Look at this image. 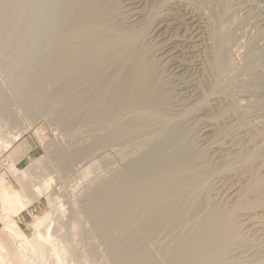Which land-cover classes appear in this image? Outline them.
Instances as JSON below:
<instances>
[{
    "label": "rangeland",
    "instance_id": "obj_1",
    "mask_svg": "<svg viewBox=\"0 0 264 264\" xmlns=\"http://www.w3.org/2000/svg\"><path fill=\"white\" fill-rule=\"evenodd\" d=\"M63 1L0 0V178L5 179L7 183L9 182L8 185L20 191L22 195L21 216L24 219L23 223H20L27 234L32 235L36 230L40 233L42 237L41 249L37 253L41 255L42 264H59L57 259L61 260V264H146L147 262L149 264H170V262L171 264H180L179 262L185 258L186 260L188 258L186 264H200L204 258L205 260L201 264H209L206 260L208 258L207 253L211 255L213 251L211 255L213 259L214 251H220L219 249L221 248L223 252L216 253L215 251L217 254L215 256L218 258L219 255V259L214 261L216 259L212 260L210 258L209 260L208 258L210 263L212 260L214 264L216 262L217 264H264V59L263 61L262 58L257 59L264 50V0H98L99 8H101V12H104H102L104 15L101 13V17L104 18H102L104 20H102L103 28L106 35L107 33L111 34L109 42L104 41V37L106 40L105 33H100L101 35L104 34V37L99 34V38H94L96 36L94 34L95 31L98 35L99 29H83L84 26L80 27L78 31L76 30V36L70 33L71 36L67 34L69 37L66 34H64L65 36L57 37L56 30H58V25L60 24L57 23L56 14L58 13V7ZM57 4L58 6H56ZM53 24L55 28L56 26L58 27L55 29ZM89 31H92V38L94 39H90L91 37L89 36L91 34L88 33ZM85 33L87 34L85 35ZM88 34L90 35L88 36ZM100 36L103 40L100 39ZM223 36L224 41L227 37H230V41L227 38V42L225 41L224 44V41L221 40ZM60 38L63 39L61 40ZM59 40L63 41L60 42L61 45L59 43L56 44V41L59 42ZM218 40H220L221 44L218 43ZM251 41L255 46L252 54L255 59L253 62L255 66L253 67L252 65L254 70L248 73L247 71L250 69L247 68L249 69L247 70L243 65L247 66L246 62L250 58L247 55L248 53H246V45L248 46ZM71 42H73L72 46ZM68 43L69 45H67ZM222 44L224 47H222ZM58 45L59 47H57ZM64 45L65 47L70 46L71 48L67 49L71 51H67V49L64 51ZM221 48H224L223 52L225 54L223 52L222 54L225 57H222L221 51H219L222 50ZM217 50L222 58L219 55L217 57ZM71 56H74V63L69 61ZM75 58H79V60L83 61V64L84 62L86 64L87 61L91 65L93 63L92 69L88 64H86L85 69H88V65L91 70H94L95 67L98 69L101 67L102 71L106 70L103 73L101 70L95 69V73H89L90 75L87 77H89V80L92 79L89 82L87 79L88 83L84 82L81 85L90 86L93 90L90 92H94V89L97 88L96 86H94L95 88L91 86V81L97 77L103 80L101 77L105 78L106 75L109 76V82H107L110 86H104V90L108 86L111 91L115 87L114 85L117 84L116 79L119 78L118 82L120 83L122 78L121 73L124 70L122 65L121 70L118 68L119 63L126 59V61H132L133 58V60L143 59V68L151 71H149V76L152 78V82L155 81L154 83L157 87L161 84H163L160 86L161 88L165 87V89L164 87L162 89V91L164 90V95L161 93V97L165 96V100L171 96L170 99L173 98L171 102L178 103L173 110L175 113L172 112V115H170V112L165 117H160L159 115H157L159 117H151L152 119L150 118V120H153L154 124L148 118V125L145 128L142 126L145 131L140 130L139 127L131 129V134L126 130L127 127L122 125L126 121L125 119L130 117V114H128L129 116H124V120H122L123 115L119 116L120 120L118 117L117 119L112 118V120L109 118L110 114L108 116L105 115V112L98 109V107H94L91 110L92 112H89L88 108H93V102L92 108H90V102L88 104L89 107L87 106L86 109L81 111L78 110L79 116L76 114V118L72 120V112H70L72 109L67 110L69 107L68 98L71 99L73 90L72 85V87H69L71 83L69 82V76L71 79V76H76L77 71L81 73L80 70L85 67V64L81 66L82 62ZM223 58H226V60L224 61ZM218 59L224 63V67ZM70 60L72 61V59ZM67 63L73 65L72 67L70 66L72 70L67 68L69 67ZM63 65L64 67H62ZM75 65L76 67L78 66V70H76V67L74 68ZM216 65L220 66V68ZM252 67L250 68L253 69ZM255 67H258V69ZM221 68H224V70ZM56 69L57 71H53ZM218 70H221V73ZM70 71L76 72L75 75L72 72L70 73ZM82 71L85 70L83 69ZM96 71L97 73L101 71L103 75L102 73L98 75ZM118 72H120L121 76ZM110 75H112V78ZM91 76L97 77H94V79ZM66 78H68V81ZM51 80L52 82H50ZM54 86L58 89H55ZM77 86H79V89L82 87L80 84ZM77 86H74V92L78 90V88L76 89ZM90 87H88L89 90L91 89ZM108 89L107 93L106 90L103 92L110 95ZM165 91L170 95H167ZM104 95H101L102 101L107 100L109 96ZM58 99L59 102L57 101ZM61 99H65L64 102L67 105ZM170 99L167 100L168 108L171 107ZM52 101L55 103H52ZM61 105L64 107H61ZM95 105L97 106V104ZM59 106L62 110H60ZM83 111L84 113L80 114ZM87 113L91 114L87 116ZM139 113L140 110L131 112V116ZM154 119H157V121ZM163 119L168 121L166 122ZM179 120L182 122H179ZM63 123L68 126H64L65 124ZM112 123L114 124L112 125ZM114 125H117L118 128ZM180 126L182 130L179 129L181 128ZM96 129L97 131H95ZM122 130H124L123 134L118 133ZM146 130H149V133ZM168 130L171 131V134ZM134 133L136 136H133ZM161 133H164V136ZM155 134L159 136L156 138ZM103 135L104 138H101ZM153 135L155 140L151 139ZM168 135L169 138L172 137V140L168 138ZM172 135L178 137L175 138ZM129 136L133 138L131 139ZM120 138L121 140H119ZM110 139L112 142L118 143H112L109 141ZM163 139L168 144H172L170 145L172 148ZM100 142L103 143L100 144ZM157 142L163 143L167 153L171 151L172 153H170L173 155L171 158L170 153L168 154L170 159L168 155L166 156V158L168 157L167 159H173L174 161H172L174 164H172L170 170L173 172L168 171V176L165 174V177L160 178L163 183L165 181L167 183L161 185V182L160 184L158 183L159 179L157 178L159 189L158 186H154L157 183H154L152 185L154 187L148 186L152 190L147 189L145 191L147 193L143 192L141 198L139 196L137 199H133V203L136 201V204H133L134 207H131L132 202H129L125 208L119 207L118 205L120 204H116L118 201H114L113 195L109 191H107L108 193L105 192L107 189L106 184L110 185L111 182L113 184V182L118 180L125 170L123 168L130 165L129 163L132 160L134 162L136 159L141 167L147 166L149 163H147V160L145 161L147 164L145 162L142 164L141 162L146 157L148 147ZM173 144L178 145L174 146ZM102 145L103 147L101 148ZM167 145L171 150L168 149ZM136 148L137 150H134ZM176 149L180 153L177 154ZM143 150H145V155H143ZM172 150L176 151L173 152ZM136 154L138 155L136 156ZM186 161L189 162L187 163ZM124 163H128L127 166ZM116 165L117 167H115ZM110 168L111 170H109ZM170 174H172V177ZM137 176L138 178L141 177V175H136L135 178ZM166 176L170 177L169 179L167 178L169 181L165 179ZM109 177L110 179H108ZM146 177L147 179H145ZM143 178L148 181L149 175H145V177H141L138 180L141 181ZM168 184H170L168 188L164 187L168 186ZM195 186L196 188H194ZM164 188L167 190L165 191ZM102 189L104 191L101 193ZM156 189L160 191H156ZM188 189L189 192L187 191ZM167 191H172V193H167ZM95 193L103 195V198L110 197H107L109 200L106 199L110 205L107 204L108 206L105 207L110 211L104 208V216L107 213L110 216V212L113 211V213L116 212L115 214L118 217L116 218V215L112 217L113 225L116 221L118 224L111 227L112 223L110 222V228L104 229V232L107 233L101 231V226L96 228L98 225H96L95 219L93 216L91 217L87 209L89 207L88 203H91L92 200L90 196L93 197ZM165 193L169 197L175 194L179 196L178 198H184L182 200L179 199V201L176 198L177 203L174 204L175 206H170L171 201L170 199L166 200L169 197H166ZM163 194L166 196L162 197ZM149 195H151V198ZM160 195L161 197H159ZM155 196L163 201L158 202L157 199L155 201ZM112 201L115 202L116 206ZM195 202L199 206H196ZM191 206L193 207L190 209ZM113 207L114 210L112 209ZM127 207L133 212L138 211L136 212L138 215L131 213ZM117 210H119V213ZM3 213H7L6 215L12 213L3 211L2 208L0 210V241L6 246V252H8L6 254H8L7 258H10H8L10 264L25 263L20 253L21 246L25 247L22 250L26 254L24 258L29 262L35 261L38 254L30 253V243H24L20 237L14 239L3 229L6 223ZM162 214L168 219L167 222L165 218L163 219ZM198 219L199 224L197 223ZM160 222L162 227L159 225L160 227L156 229V232L148 230L151 223L161 224ZM205 223H207L206 228L209 230L204 229L205 227H200ZM175 227L180 231H177ZM212 228L214 231L217 228L215 232L213 231L214 236L210 233ZM196 230L199 231L202 237L210 233V242L208 238L206 239L208 236L203 238L195 236L198 233ZM191 234H194L196 242L199 239L198 242H200L201 246L197 244L198 242L196 245H199L201 250L194 244L192 245L195 240H193L194 237L191 239L193 236ZM178 236L179 238L176 239ZM158 239L160 240L159 242ZM51 240L56 252L49 245ZM206 240L211 243V247L215 246V249L207 245L208 243H204ZM32 242L38 248V240L35 239ZM160 242L166 243L165 246H162L163 244ZM181 242H185V249H183V243ZM186 244L190 245L187 246ZM178 245L181 247H175ZM204 245L208 247L207 251L208 249L212 251L209 250L211 252H206V254L204 251L202 259L199 254L205 250L203 249L206 248ZM132 248H134L133 250L137 249L134 254H132ZM190 248H193L192 252L197 250L194 252L198 253L195 254V263L191 262L194 259L191 255H194V253L190 251ZM171 250L173 251L172 253ZM175 250L180 251L179 253H186V256L188 252L191 253L189 255L191 259L188 256L185 257L182 253L180 256L183 255L185 258L182 256L181 259L178 256L179 253L177 254ZM168 252L170 253L168 254ZM137 253L140 255H137ZM129 254L136 256L133 257ZM172 254L173 256H171ZM166 255L168 260H166ZM196 255L198 258L201 257V262ZM177 257L179 258L177 259ZM148 258L151 261L153 258V263ZM174 259H176L175 262ZM169 260L171 261L168 262ZM184 262L182 261L181 263L184 264Z\"/></svg>",
    "mask_w": 264,
    "mask_h": 264
},
{
    "label": "bare ground",
    "instance_id": "obj_2",
    "mask_svg": "<svg viewBox=\"0 0 264 264\" xmlns=\"http://www.w3.org/2000/svg\"><path fill=\"white\" fill-rule=\"evenodd\" d=\"M56 6H58V4L56 5ZM56 8V7H55ZM101 8H99V6H98V0H64L63 1V3L62 4H60V6L58 7V13L56 14V20L58 19V21H60V22H58L57 21V23H59L60 25H61V27H60V25H58L59 26V28H58V30H56L57 31V34L56 35H58L57 37H62L64 34H70V33H73L74 35H75V32H77L78 31V29L80 28V27H82V26H84V28L83 29H86V28H97V30L99 29V33H98V35L96 34V31H95V35L96 36H94V38L96 37V39L97 38H99V34L101 33H105V30H104V28H103V17H101L102 16V14L104 13L103 11V13L101 12V10H100ZM55 11H57V10H55ZM102 13V14H101ZM104 15V14H103ZM103 18V19H102ZM106 19H107V17H105ZM54 19V18H53ZM55 20V21H56ZM103 20V21H102ZM106 22V21H105ZM104 22V23H105ZM54 23V22H53ZM63 23V24H62ZM57 25V24H56ZM58 26H56V28L58 27ZM86 26V27H85ZM53 27L55 28V26H54V24H53ZM63 27V28H62ZM55 28V29H56ZM82 29V30H83ZM77 30V31H76ZM81 30V29H80ZM94 30H96V29H94ZM56 31H55V33H56ZM85 31V30H84ZM86 31H88V30H86ZM93 31V30H92ZM91 31V32H92ZM90 31L88 32V33H90L91 34V36H89L90 34H88V36L89 37H91L90 39H94V38H92V36H93V34L91 33ZM94 32V31H93ZM84 33V32H83ZM87 33H85V35H86ZM100 34V35H101ZM230 34V33H229ZM56 35H55V37H56ZM67 35V36H68ZM77 35V34H76ZM75 35V36H76ZM104 35V34H103ZM103 35H101V36H103ZM110 36V37H108V36ZM107 35H106V33H105V35L104 36H106V40H105V37H104V41H107V42H109L110 41V39H111V34H109V33H107ZM65 36V35H64ZM67 36H66V40L68 39L67 38ZM69 36H71V34L69 35ZM68 36V37H69ZM73 36V35H72ZM87 36V37H88ZM101 36H100V39H102L101 38ZM230 36V35H229ZM89 37H88V40H89ZM227 37V36H226ZM235 37V36H234ZM64 38V37H63ZM62 38V39H63ZM228 38V37H227ZM227 38H225V41H226V39ZM230 38V37H229ZM229 38H228V40H229ZM57 39V38H56ZM61 39V38H60ZM61 39V40H62ZM70 40H71V38H69ZM103 40V39H102ZM221 40H223L224 41V36H223V39H222V37H221ZM232 40V39H231ZM236 40V39H235ZM55 41V40H54ZM68 41V40H67ZM66 41V42H67ZM219 42V44H221V42H220V40H218ZM225 41H224V44H225ZM230 41V40H229ZM60 42H63V41H60L59 40V42H57L56 41V44H60ZM66 42H64L65 44H66ZM227 42V41H226ZM254 42V41H253ZM55 43V42H54ZM72 43L73 42H71V46H72ZM218 43H216V44H218ZM223 43V42H222ZM61 45V44H60ZM67 45H69V43L67 44ZM223 45V44H222ZM222 45H220V46H222ZM63 46V45H62ZM219 46V47H220ZM57 47H59V45L57 46ZM70 46H67V47H65V45H64V51H66L65 49H67V48H69ZM222 47H224V45L222 46ZM246 47H247V50H246V48H245V50L247 51L246 53H248L247 55H248V57H250L248 60H247V58H246V60L248 61V62H246L247 63V66H244L243 65V67H246V69L247 68H249V69H247V70H249V71H247L245 68V70L248 72V73H250V71H253L254 70V66L255 65H253V64H255V63H253L254 61H255V59H254V56L252 55L253 54V51H254V44L252 43V41H251V43H249L248 44V46L246 45ZM61 48V47H60ZM71 48V47H70ZM222 49V48H221ZM68 50H70V49H67V51ZM216 50V49H215ZM223 50H224V48L222 49V50H219V51H221V54H222V52H223ZM225 50H226V48H225ZM262 50H263V48H262ZM71 51V50H70ZM219 51L217 50V57H218V53H219ZM261 52V51H260ZM224 54H225V52H223ZM224 54H222V57H225L224 56ZM258 54V53H257ZM260 54V53H259ZM220 56V55H219ZM246 56V55H245ZM73 57L74 56H71V58L70 59H72V61L69 59V61L70 62H72V63H74V60H73ZM132 57V56H131ZM221 56H220V58H222ZM101 58H104V57H101ZM111 58H113V57H111ZM219 58V59H220ZM260 59V58H262V61H263V59H264V50L261 52V56H259V57H257V59ZM75 59H77V58H75ZM100 59V58H99ZM98 59V60H99ZM134 59V58H133ZM132 59V61L130 60V61H122V62H120L119 63V69L121 70V68H122V66H123V73H121V75H120V72H118L119 73V75L122 77L121 78V81H120V83L118 82V79H116V77H115V79H116V81H117V84H115L114 86L115 87H113L112 88V90L110 91L109 89H108V86H110V85H108V80H109V76L108 75H106L105 76V78L102 76L101 77V79H103V80H100V78L99 77H97L100 73H104V70L102 71L101 70V67H99V69L97 68V67H95L94 68V70L95 69H97V70H101L100 71V73H99V71H98V73H97V71H96V73L98 74L97 76H94V77H97L96 79L93 77V76H91V77H93L95 80H93V81H91V86H96L97 88H93L95 91L94 92H90L91 90H92V88L90 87V86H83V85H81V84H84V82H87V79L89 78V77H87V76H89L91 73L90 72H92V73H95V71L94 70H91L92 69V67H93V63H92V65L91 64H89L90 62L89 61H87L86 62V64H88L89 66H91V69H90V67L87 65V68L88 69H85L86 68V64H85V62H84V64H83V61H81V60H79V58L77 59V60H79V61H81L82 62V65H81V62H80V65L81 66H85V67H83V69L85 70V71H82L83 69H82V67H81V69L82 70H80L81 71V73L79 72V71H77V73H76V76H71L72 78L70 79V76H69V82H71L70 83V86L69 87H72L73 88V90H72V96H71V99L70 98H68L69 100H68V103H69V107H68V111L70 110V109H72V111H70V112H72L71 113V119L72 120H74L75 118H76V116L78 115L79 116V111L78 110H82V109H86L87 108V106H88V104L90 103V108H92V102H93V108L92 109H89L88 108V110H89V112L91 111V110H93L94 109V107H98V109H101V110H103L104 112H105V115H107L108 116V114H110L109 115V118H116L117 119V117H118V119H119V116L120 115H123V119L122 120H124L125 118H124V116H126V115H128V114H130V117L128 118V119H125L126 121L125 122H123V126L124 127H127V131L128 132H130V130L131 129H136V128H139L140 127V130L142 129V126L145 128L146 127V125H148L147 123H148V118H149V120H150V118L152 117V118H155V117H165V116H167V115H169V113L171 112V114L170 115H172V112H174L173 110H174V108H175V106H177L178 105V103L176 102H171V100L173 99H170L171 98V96H170V98H168V96H167V98L168 99H170L169 101V103H171V107L170 108H168V99H165L164 100V98H165V96L162 98L161 97V93L163 94L164 92V90L162 91V89H163V87L161 88L160 86L161 85H163V84H161L160 86L158 85V87L156 86V84L154 83V82H152V78L149 76L150 74H149V69H147V68H143V59L141 60V58H139V59H135V60H133ZM217 59V58H216ZM218 59V60H219ZM224 59V58H223ZM76 60V62H78ZM97 60V61H98ZM101 60V59H100ZM107 60V59H106ZM109 60H111V59H109ZM129 60V59H128ZM221 61H222V59H220ZM219 60V61H220ZM226 60V58L224 59V61ZM66 61H68V60H66ZM93 61V60H92ZM91 61V62H92ZM108 61V60H107ZM112 61V60H111ZM220 61V62H221ZM101 62V61H100ZM99 62V63H100ZM218 62V61H217ZM65 63V62H64ZM79 63V62H78ZM215 63H216V60H215ZM222 63V62H221ZM220 63V64H221ZM226 63V62H225ZM68 64V63H67ZM75 64H77V63H75ZM224 63H222V65H223ZM227 64V63H226ZM62 65V64H61ZM111 65V64H110ZM122 65V66H121ZM246 65V64H245ZM252 65H253V67H252ZM260 65V64H259ZM67 66H69V67H67V68H69V70L71 69V67L73 66V65H70V63L67 65ZM71 66V67H70ZM78 66H79V64H78ZM78 66L76 67V65L74 66V68L76 67L77 69L76 70H78ZM104 66H105V64H104ZM217 67H218V65H216ZM60 67V66H59ZM62 67H64V65L62 66ZM80 67H79V69H80ZM103 67V66H102ZM107 67V66H106ZM222 67V66H221ZM223 67H224V65H223ZM226 67V66H225ZM242 67V68H243ZM250 67H252L253 69H251ZM67 68H65V69H67ZM218 68H220V66L218 67ZM255 68H257L258 69V67H255ZM260 68V67H259ZM62 69V68H61ZM107 69V68H106ZM147 69V70H146ZM222 69V68H221ZM59 70H60V68H59ZM72 70V69H71ZM119 70V71H120ZM222 70H224V68L222 69ZM225 70H227L226 68H225ZM245 70H243L245 73H247ZM256 70V69H255ZM260 70V69H259ZM258 70V71H259ZM53 71H57V69L56 70H53ZM75 71V70H74ZM94 71V72H93ZM106 71V70H105ZM257 71V70H256ZM72 72V74H74L75 75V73H73V71H70V73ZM79 72V73H78ZM151 72V71H150ZM218 72H220L221 73V70L219 71L218 70ZM217 72V73H218ZM52 73H55V72H52ZM61 73V72H60ZM90 73V74H89ZM103 73H102V75H103ZM225 73V72H224ZM56 74V73H55ZM71 74V75H72ZM50 75V74H49ZM57 75V74H56ZM59 75V74H58ZM93 75H96V74H93ZM101 75V74H100ZM44 76V75H43ZM52 76V75H51ZM118 76V75H117ZM227 76V75H226ZM46 77V76H45ZM90 77V78H91ZM110 77L112 78V75H110ZM51 78H53V77H51ZM256 78V77H255ZM261 78V77H260ZM55 79V78H54ZM65 79V78H64ZM63 79V80H64ZM68 78H66V80H67ZM92 79V78H91ZM90 79V80H91ZM100 81H99V80ZM250 79V78H249ZM60 80V79H59ZM89 79H88V82L90 81ZM55 81V80H54ZM57 81V80H56ZM68 81V80H67ZM108 81V82H107ZM252 81H253V78H252ZM50 82H52V80L50 81ZM60 82V81H59ZM87 82V83H88ZM107 82V83H106ZM56 83V82H55ZM54 83V84H55ZM62 83H63V81H62ZM66 83V82H65ZM64 83V84H65ZM113 83H115V82H113ZM68 84V83H67ZM80 84V86H82L80 89L78 88L79 86H77V85H79ZM111 84V83H110ZM72 85V86H71ZM89 85V84H88ZM106 85H108L107 86V88H105V90H106V93H107V89L110 91V95L109 94H106L105 92H103V91H105L104 90V86H106ZM166 85V84H165ZM58 86H59V83H58ZM63 86V85H62ZM61 86V87H62ZM74 86H77L76 87V89L78 88V90H75V92H74ZM55 87V86H54ZM53 87V88H54ZM64 87H65V85H64ZM64 87H62V88H64ZM68 87V88H69ZM88 87H90L91 89L89 90V88ZM160 87V88H159ZM167 87H168V85H167ZM51 88V87H50ZM62 88H60V89H62ZM99 88V89H98ZM169 88V87H168ZM168 88H166V89H168ZM46 89V88H45ZM55 89H58V88H56L55 87ZM64 89H66V88H64ZM164 89H165V87H164ZM170 89V88H169ZM52 90V89H51ZM69 90H71L70 88H69ZM68 90V91H69ZM175 90V89H174ZM76 91H78V92H76ZM93 91V90H92ZM167 91V90H166ZM166 91H165V93H166ZM169 91V90H168ZM50 92V91H49ZM63 92H65V91H63ZM62 92V93H63ZM89 92H90V95L88 96V94H89ZM170 92V91H169ZM58 93V92H57ZM56 93V94H57ZM61 93V94H62ZM67 93V92H66ZM103 93V94H102ZM104 93H105V95H104ZM167 95H170V94H168V93H166ZM165 94V95H166ZM174 94V93H173ZM65 95V94H64ZM101 95H104V96H106V95H109L108 96V99L106 100L105 99V101H102V99H101ZM164 95V94H163ZM162 95V96H163ZM47 96V95H46ZM51 96V95H50ZM53 96V95H52ZM70 96H68V97H70ZM48 98V97H47ZM55 98V97H54ZM54 98H53V100H54ZM102 98H104V97H102ZM67 99V98H66ZM78 99H81V100H79L80 101V103H79V101H78ZM62 100V99H61ZM61 100H60V102H61ZM65 100V99H64ZM64 100H62L63 102H64ZM104 100V99H103ZM175 100V99H174ZM58 102H59V99L57 100ZM166 101V102H165ZM176 101V100H175ZM48 102V101H47ZM54 101H52V103H53ZM55 103V102H54ZM65 103V102H64ZM56 104H57V102H56ZM55 104V105H56ZM61 104V103H60ZM59 104V105H60ZM63 104V103H62ZM66 104V103H65ZM95 104H97V106L95 105ZM180 104V103H179ZM58 105V104H57ZM64 105V104H63ZM63 105H61V107L63 106ZM67 105V104H66ZM66 105H65V107H66ZM55 107H58V106H55ZM60 107V106H59ZM61 107H60V110H62L61 109ZM64 107V106H63ZM89 107V106H88ZM50 108V107H49ZM66 109V108H65ZM64 109V110H65ZM137 110H140V113L139 114H137V115H134V116H131V112H134V111H136L137 112ZM172 110V111H171ZM50 111V110H49ZM78 111V113H76ZM188 111V110H187ZM63 112V111H62ZM70 112H68V113H70ZM92 112V111H91ZM98 112V111H97ZM84 113V111L83 112H80V114H83ZM175 113V112H174ZM77 114V115H76ZM91 114V113H90ZM90 114H88L87 113V116L88 115H90ZM133 114V113H132ZM186 114H187V112H186ZM185 114V115H186ZM54 115V114H53ZM92 115H94V114H92ZM157 115H159V116H157ZM185 115H183V116H185ZM63 116V115H62ZM61 116V117H62ZM129 116V115H128ZM187 116V115H186ZM59 117V116H58ZM81 117V116H80ZM83 117V116H82ZM64 118V120H65V116L63 117ZM62 118V119H63ZM67 118H69V117H67ZM66 118V119H67ZM121 118V117H120ZM151 118V119H152ZM182 118V117H181ZM61 119V120H62ZM70 119V118H69ZM83 119V118H82ZM112 119V120H113ZM157 119H159V118H157ZM157 119H154L155 121H157ZM167 119H169L168 117H167ZM120 120V119H119ZM164 121L166 120V119H163ZM110 121V120H109ZM117 121V120H116ZM151 122H153V124H154V121L153 120H150ZM163 121V122H164ZM168 120H166V122H167ZM172 121V120H171ZM181 120H179V122H180ZM64 122V121H63ZM112 122H114V121H112ZM150 122V123H151ZM159 122V121H158ZM162 122V121H161ZM165 122V123H166ZM182 122V121H181ZM164 123V124H165ZM63 124H65V123H63ZM67 124H68V122H67ZM89 124V123H88ZM104 124V123H103ZM114 123H112V125H113ZM179 124H181V123H179ZM68 125H70V124H68ZM68 125H64V126H68ZM101 125V124H100ZM145 125V126H144ZM150 125V124H149ZM170 125H171V123H170ZM82 126V125H81ZM95 126V125H94ZM114 126H117V125H114ZM154 127H155V125H153ZM157 126V125H156ZM165 126V125H164ZM178 126V125H177ZM70 127V126H69ZM80 127V126H79ZM84 127V126H83ZM103 127V126H102ZM105 127V126H104ZM120 127H121V124H120ZM123 127V128H124ZM158 127H160V125H158ZM157 127V128H158ZM166 127H167V125H166ZM172 127V126H171ZM173 127H175V126H173ZM181 127V126H180ZM74 128V127H73ZM76 128V127H75ZM101 128V127H100ZM117 128H118V126H117ZM129 128V129H128ZM148 128V127H147ZM150 128H151V126H150ZM176 128V127H175ZM174 128V129H175ZM69 129V128H68ZM71 129V128H70ZM78 129V128H77ZM92 129H93V127H92ZM99 129V128H98ZM103 129V128H102ZM149 129V128H148ZM173 129V128H172ZM178 129V128H177ZM176 129V130H177ZM179 129H181L182 130V127L181 128H179ZM99 130H101V129H99ZM104 130V129H103ZM102 130V131H103ZM143 131H145L144 129H142ZM171 130V129H170ZM175 130V131H176ZM85 131V130H84ZM88 131V130H87ZM86 131V132H87ZM93 131V130H92ZM95 131H97V129L95 130ZM106 131H108V130H106ZM116 131H119V130H116ZM123 131L124 130H122L121 132H118V133H121V134H123ZM126 131V132H127ZM135 131V130H134ZM149 130H146V132L147 133H149L148 132ZM153 131V130H152ZM163 131V130H162ZM169 131V130H168ZM178 131V130H177ZM177 131H176V133H177ZM79 132V131H78ZM77 132V133H78ZM139 132H141V131H139ZM155 132V131H154ZM161 132V131H160ZM166 132V131H165ZM170 132V134H171V131H169ZM174 132V131H173ZM172 132V133H173ZM183 132V131H182ZM76 133V134H77ZM88 133V132H87ZM90 133V132H89ZM104 133V132H103ZM133 133V132H132ZM81 134V133H80ZM92 134V133H91ZM107 134V133H106ZM130 134H131V132H130ZM151 134H153V133H151ZM162 134V133H161ZM160 134V135H161ZM169 134V133H168ZM97 135V134H96ZM102 135V134H101ZM110 135V134H109ZM128 135V134H127ZM137 135H139L138 133H137ZM143 135V134H142ZM163 136H164V133L162 134ZM162 135H161V137H162ZM167 135V134H166ZM174 135H175V132H174ZM174 135H172V136H174ZM180 135V134H179ZM89 136V135H88ZM91 136H93V135H91ZM126 136V135H125ZM133 136H136L135 135V133H134V135ZM152 136V135H151ZM155 136H156V134H155ZM157 136H159L158 134H157ZM157 136H156V138H157ZM90 137V136H89ZM106 137V136H105ZM130 137V136H129ZM175 138H177L178 136H174ZM78 138V137H77ZM95 138V137H94ZM101 138H104V135H103V137H101ZM100 138V139H101ZM113 138V137H112ZM131 138V137H130ZM133 138V137H132ZM131 138V139H132ZM151 138V137H150ZM167 138V137H166ZM168 138H169V135H168ZM79 139H81V138H79ZM96 139H98V138H96ZM99 139V140H100ZM127 139H128V137H127ZM127 139H125V140H127ZM151 139H154V135H153V138H151ZM150 139V140H151ZM158 139H159V137H158ZM165 139V138H164ZM163 139V140H164ZM169 139H171L172 140V137H170ZM76 140V139H75ZM74 140V141H75ZM88 140V139H87ZM92 140H93V138H92ZM108 140V139H107ZM119 140H121V138L119 139ZM129 140V139H128ZM139 140H141V139H139ZM149 140V139H148ZM147 140V141H148ZM155 140V139H154ZM157 140V139H156ZM101 141H103V140H101ZM105 141H106V139H105ZM104 141V143H106ZM109 141H111V139L109 140ZM109 141H108V143H109ZM117 141V140H116ZM153 141V140H152ZM158 141V140H157ZM161 141H162V139H161ZM164 141H166V140H164ZM71 142V141H70ZM112 142V141H111ZM124 142V141H123ZM136 142H137V140H136ZM167 142V141H166ZM172 142V141H171ZM75 143V142H74ZM76 143H78V142H76ZM94 143V142H93ZM103 143V142H102ZM101 142H100V144H102ZM112 143H118V142H112ZM165 143V142H164ZM71 144V143H70ZM90 144V143H89ZM89 144H86V145H89ZM98 144V143H97ZM130 144H131V142H130ZM149 144V143H148ZM151 144V143H150ZM167 144H168V142H167ZM72 145V144H71ZM76 145V144H75ZM74 145V146H75ZM79 145V144H78ZM91 145V144H90ZM111 145V144H110ZM114 145V144H113ZM127 145V144H126ZM135 145H136V143H135ZM169 146L170 145H172V144H168ZM168 145H167V147H168ZM174 145V144H173ZM176 145H178V144H176ZM176 145H174V146H176ZM80 146V145H79ZM84 146V145H83ZM100 146V145H99ZM107 146V145H106ZM108 146H109V144H108ZM134 146V145H133ZM136 146H138V145H136ZM151 146V147H150ZM147 149H148V151L146 152V157H144V160H143V162H141L142 164L147 160V163H148V165L147 166H143V167H141V165L140 164H138V162L136 161V159H135V163L133 162V160H132V162H131V160H130V162L131 163H129L130 165H128L127 166V164L128 163H124L127 167H125V168H123V169H125L124 170V172L122 173V172H120V173H122L121 174V176H120V178L118 179V180H116L115 182H113V184H111L110 183V185L107 183H105L106 185H107V189H106V191L105 192H107V191H109L112 195H113V199H114V201H118L116 204H120V205H118L119 207H121V208H125L126 207V205H128L129 204V202L131 203L132 202V206L131 205H129V206H131V207H134V205L136 204L135 202L133 203V199H137L139 196H140V198L143 196L142 194H143V192H145L147 189H150V188H148V186L150 187V186H152L154 183L156 184L157 183V180L159 179V180H161V181H159L158 180V183L160 184V182H161V185L162 184H164L165 185V183H167L165 180V183H163L162 182V179H160V178H163V176L166 174L167 175V172L169 171V172H171L170 170H171V166H172V164H174V163H172V161H173V159L172 160H169L170 159V157L172 158V156L173 155H171V153H170V157H169V153H167V151L165 150V147H164V144L163 143H154V144H151ZM187 146V145H186ZM78 147V146H77ZM76 147V148H77ZM81 147V146H80ZM86 147V146H85ZM84 147V148H85ZM90 147V146H89ZM103 147V145L101 146V148ZM113 147V146H112ZM120 147V146H119ZM125 147V146H124ZM171 147V146H170ZM170 147H168V149L170 148ZM179 147V146H178ZM189 147V146H188ZM187 147V148H188ZM84 148H83V150H84ZM95 148V147H94ZM105 148V147H104ZM121 148V147H120ZM130 148H132V147H130ZM129 148V149H130ZM134 148V147H133ZM132 148V149H133ZM138 148V147H137ZM137 148L136 149H134V150H137ZM172 148V147H171ZM186 148V149H187ZM125 149V148H124ZM146 149V150H147ZM167 149V150H168ZM179 149H180V147H179ZM81 150V149H80ZM79 150V151H80ZM89 150V149H88ZM87 150V151H88ZM127 150V149H126ZM169 150H171V149H169ZM168 150V151H169ZM177 150V154L178 153H180V152H178V149H176ZM175 150V151H176ZM82 151V150H81ZM144 151L145 150H143V155H145L144 154ZM173 151V150H172ZM175 151H173V152H175ZM185 151V150H184ZM85 152V151H84ZM113 152H114V150H113ZM118 152V151H117ZM128 152V151H127ZM127 152H126V154H127ZM131 152H132V150H131ZM139 152V151H138ZM141 152V151H140ZM182 152V151H181ZM186 152V151H185ZM185 152H184V154H185ZM188 152V151H187ZM190 152V151H189ZM89 154H90V152H88ZM94 153V152H93ZM120 153V152H119ZM167 153V154H166ZM56 154H57V152H56ZM60 154V153H59ZM80 154H81V152H80ZM110 154V153H109ZM114 154H115V152H114ZM130 154V153H129ZM189 154V153H188ZM62 155V154H61ZM60 155V156H61ZM84 155V154H83ZM138 154H136V156H137ZM168 155V157H169V159H167L166 158V156ZM176 155V154H175ZM181 155V154H180ZM183 155V154H182ZM82 156V155H81ZM86 156V155H85ZM93 156V155H92ZM91 156V157H92ZM189 156V155H188ZM63 157V156H62ZM78 157V156H77ZM90 157V156H89ZM100 157V156H99ZM104 157V156H103ZM118 157H119V155H118ZM178 157V156H177ZM138 158H140V156H138ZM142 158V157H141ZM174 158H176V157H174ZM186 158H187V156H186ZM185 158V159H186ZM61 159V158H60ZM62 159H64V158H62ZM81 159H83V158H81ZM100 159V158H99ZM103 159V158H102ZM131 159H133L132 157H131ZM177 159V158H176ZM183 159V158H182ZM84 160H86V159H84ZM112 160V159H111ZM127 160V159H126ZM177 160H179V159H177ZM62 161V160H61ZM60 161V162H61ZM105 161V160H104ZM124 161H125V158H124ZM128 161H129V158H128ZM141 161V160H140ZM140 161H139V163H140ZM181 161V160H180ZM190 161V160H189ZM189 161H186L187 163L189 162ZM66 162V161H65ZM102 162V161H101ZM122 162V161H121ZM174 162V161H173ZM103 163V162H102ZM146 163V162H145ZM146 163V164H147ZM67 164V163H66ZM124 164H121V165H124ZM67 165H69V164H67ZM140 165V166H139ZM145 165V164H144ZM178 165V164H177ZM176 165V166H177ZM181 165V164H180ZM182 165H184L183 163H182ZM181 165V166H182ZM74 166V165H73ZM188 166V165H187ZM66 167V166H65ZM69 167V166H68ZM113 167V166H112ZM111 167V168H112ZM115 167H117V165L115 166ZM124 167V166H123ZM111 168L109 169V170H111ZM174 168H176L175 166H174ZM185 168V167H184ZM122 169V170H123ZM69 170V169H68ZM71 170V169H70ZM185 170V169H184ZM119 171H120V169H119ZM176 171H177V169H176ZM176 171H175V173H176ZM118 172V171H117ZM169 172H168V174H169ZM173 172V171H172ZM171 172V173H172ZM182 172V171H181ZM119 173V172H118ZM175 173H174V175H175ZM136 175H141V177H145V175H149V178H150V180H149V178H148V181L147 180H144V178L143 179H141V181L140 180H138V179H140L141 177H139L138 178V176H137V178H135V176ZM144 175V176H143ZM171 175V177H172V174H170ZM169 175V176H170ZM168 176V175H167ZM166 176V180H167V178L169 179L170 177H167ZM176 176V175H175ZM113 177V176H112ZM165 177V176H164ZM177 177V176H176ZM107 178V177H106ZM158 178V179H157ZM108 179H110V177L108 178ZM115 179V178H114ZM145 179H147V177L145 178ZM172 179V178H171ZM142 180H144V181H142ZM176 180V179H175ZM109 181V180H108ZM146 181V182H145ZM155 181V182H154ZM167 181H169V180H167ZM178 182V181H177ZM9 183V182H8ZM8 183H7V181L5 180V179H3V178H0V201H1V205H2V210L3 211H7V212H10V213H12V214H10V215H6L7 213H3V216H4V218H5V220H6V223H5V225H4V230L9 234V235H11L14 239H16V238H18V237H20L21 239H22V241L24 242V243H30V245H29V249H30V253L31 254H38V256H36V260L35 261H32V262H29L28 260H26L24 257L26 256V254H24L23 253V248H25L24 246H21V251H20V253H21V256H22V258H23V261H25V263H27V264H42V261H41V255L39 254V253H37V251H39V249H41V242H42V237H41V235H40V233L36 230L35 231V233L34 234H32V235H29V234H27V232H25L24 231V228H23V226H22V224L21 223H23V217L21 216V211H22V208H21V206L23 205V198H22V195H21V193H20V191H18V190H16V189H13V188H11V186H9L8 185ZM101 183V182H100ZM158 183H157V185H154L155 187L156 186H158ZM170 183V182H169ZM175 183V182H174ZM104 184V185H105ZM106 185H105V187H106ZM109 185V186H108ZM163 185V186H164ZM167 185V184H166ZM169 185L170 184H168V186H164V187H169ZM176 185V184H175ZM193 185V184H192ZM154 186H152V187H154ZM174 186V185H173ZM104 187V186H103ZM102 187V188H103ZM188 187V186H187ZM190 187V186H189ZM160 188H162L161 186H160ZM170 188H172V187H170ZM192 188H193V186H192ZM194 188H196V186L194 187ZM97 189V188H96ZM154 189V188H153ZM158 189H159V186H158ZM158 189H156V191H160V190H158ZM165 189V188H164ZM93 190V189H92ZM98 190V189H97ZM150 190H152V188L150 189ZM155 190V189H154ZM167 189H165V191H166ZM170 190V189H169ZM181 190V189H180ZM185 191H186V189H184ZM184 190H182V191H184ZM191 190V189H190ZM104 190L102 189L101 190V193L103 192ZM149 191V190H148ZM155 191V192H156ZM175 191V190H174ZM188 192H189V189L187 190ZM104 192V193H105ZM151 192V191H150ZM154 192V191H153ZM164 192V191H163ZM168 192H170V193H172V191H167V193ZM188 192H187V194H188ZM98 193H100V192H98ZM98 193H95L94 194V196L93 197H91L90 196V198H92V200H91V203H88L89 205V207L87 208L88 209V212H89V214L91 215V217L93 216V218L95 219V221H96V225H98V226H96V228H98V227H100L101 226V228H102V230L101 231H103V233H107V232H104V229L106 230V228L108 227V228H110L109 227V225H110V222L112 223V221H113V218L112 217H115V215H116V218H118L117 217V214H115L116 212H114L113 213V211H111L110 212V216H109V213H107L108 214V216L106 217V215L104 216V214H103V209L105 208V207H107L108 205H110L109 203H107V202H109V201H107V200H109V199H107V197L108 198H110L109 196H107L106 198H103L104 196L103 195H100V194H98ZM103 193V194H104ZM108 193V192H107ZM106 193V194H107ZM147 192H145V194H146ZM169 193V194H170ZM175 193V192H174ZM186 193V192H185ZM156 194V193H155ZM161 194V193H160ZM166 194V193H165ZM165 194H163L162 195V197L163 196H166ZM175 194H177V193H175ZM175 194H173V196L175 195ZM182 194V193H181ZM184 194V193H183ZM105 195V194H104ZM108 195V194H107ZM142 195V196H141ZM157 195V194H156ZM159 195V194H158ZM106 196V195H105ZM150 196V198H151V195H149ZM169 197L168 195L166 196V197H169V198H166V200L167 199H170V201H171V203H170V206H172V205H174V204H176L177 203V200L179 201V199H183V198H178L179 196H174L175 197V199H174V197ZM183 196V195H182ZM188 197H189V194L187 195ZM83 197V196H82ZM156 197V198H155ZM154 197V200L155 199H157V196H155ZM159 197H161V195L159 196ZM181 197V196H180ZM192 197V196H191ZM145 198H148V197H145ZM150 198H149V200H150ZM153 198V197H152ZM171 198H173L172 200H171ZM176 198H178L177 200H176ZM107 199V200H106ZM115 199H117V200H115ZM142 199H144V198H142ZM185 199H186V197H185ZM189 199V198H188ZM188 199H187V201H188ZM90 200H89V202H90ZM152 200V199H151ZM158 200V202L160 201V202H162L161 200H159V199H157ZM157 200H155V201H157ZM181 200H180V202H181ZM111 201V200H110ZM138 201H139V199H138ZM194 201H195V199H194ZM148 202V201H147ZM151 202V201H150ZM191 202V201H190ZM189 202V203H190ZM198 202V201H197ZM112 203H114L115 204V202H113L112 201ZM154 203V202H153ZM153 203H150V204H153ZM182 203V202H181ZM185 203H186V201H185ZM196 203V202H195ZM202 203V202H201ZM108 204V205H107ZM113 204V205H114ZM116 204H115V206H116ZM134 204V205H133ZM169 204V203H168ZM180 204V203H179ZM194 204V203H193ZM192 204V205H193ZM198 204H200L199 202H198ZM197 203H196V206L198 205ZM166 205V204H165ZM178 205V204H177ZM168 206V205H167ZM175 206V205H174ZM188 206H189V204H188ZM199 206V205H198ZM138 207V206H137ZM155 207V206H154ZM193 206H191L190 207V209L192 208ZM195 207V206H194ZM202 207V206H201ZM1 208H0V210H1ZM118 208V207H117ZM116 208V209H117ZM128 208V207H127ZM139 208V207H138ZM151 208V207H150ZM174 208V207H173ZM182 208V207H181ZM106 209V208H105ZM113 210H114V207L112 208ZM129 209V208H128ZM135 209V208H134ZM141 209V208H140ZM145 209V208H144ZM171 209V208H170ZM184 210H185V208H183ZM201 209V208H200ZM107 210V209H106ZM109 210V209H108ZM107 210V211H108ZM120 210V209H119ZM119 210H117V212L119 213ZM130 210V209H129ZM129 210H127V211H129ZM133 210V209H132ZM143 210V209H142ZM176 210V209H175ZM178 210V209H177ZM182 210V209H181ZM188 210V209H187ZM186 210V211H187ZM195 210V209H194ZM194 210H191L192 212L194 211ZM197 210H198V208H197ZM202 210V209H201ZM101 211H102V213H101ZM110 211V210H109ZM126 211V212H127ZM131 211V210H130ZM189 211V210H188ZM190 211V212H191ZM199 211V213H200V210H198ZM133 211H131V213H132ZM136 212H138V211H134L133 212V214L135 213V214H137ZM148 212V211H147ZM177 212V211H176ZM181 212V211H180ZM195 212V211H194ZM87 213V212H86ZM105 213V212H104ZM123 213V212H122ZM130 213V212H129ZM140 213V212H139ZM143 213V212H142ZM160 213V212H159ZM158 213V214H159ZM174 213V212H173ZM179 213V212H178ZM198 213V214H199ZM202 213V212H201ZM125 214V213H124ZM127 214V213H126ZM134 214V215H135ZM145 214H146V212H145ZM148 214V213H147ZM172 214V213H171ZM180 215H181V213H179ZM178 214V215H179ZM193 214V213H192ZM129 215V214H128ZM138 215V214H137ZM136 215V216H137ZM141 215V214H140ZM150 215V214H149ZM153 215V214H152ZM161 215V214H160ZM163 215V219L165 218L164 217V214H162ZM168 215V214H167ZM172 215H175V214H172ZM177 215V214H176ZM183 215H185V214H183ZM189 215V214H188ZM187 215V216H188ZM191 215V214H190ZM197 215V214H196ZM195 215V216H196ZM203 215V214H202ZM43 216V215H42ZM42 216H39V217H41V218H43ZM121 216H122V214H121ZM199 216H201V215H199ZM207 216H208V214H207ZM132 217V216H131ZM170 217H171V215H170ZM175 217V216H174ZM181 217V216H180ZM185 217H186V215H185ZM188 217H190V216H188ZM197 217V216H196ZM211 217V216H210ZM90 218V217H89ZM115 218V219H116ZM133 218V217H132ZM168 218H169V216H168ZM178 218V217H177ZM191 218V217H190ZM190 218H188L189 220H191ZM192 218H194V217H192ZM200 218V217H199ZM120 219V218H119ZM144 219V218H143ZM148 219V218H147ZM146 219V220H147ZM179 219V218H178ZM201 219V218H200ZM203 219H204V217H203ZM203 219H202V221H203ZM112 220V221H111ZM117 220V219H116ZM165 220H166V222H167V220L168 219H166L165 218ZM172 220V219H171ZM176 220V219H175ZM184 220V219H183ZM205 220H206V218H205ZM160 221V220H159ZM158 221V222H159ZM180 221V220H179ZM178 221V222H179ZM188 221V220H187ZM193 221V220H192ZM199 219L197 220V223L199 224ZM201 221V220H200ZM21 222V223H20ZM125 222V221H124ZM157 222V223H158ZM163 222V221H162ZM165 222V221H164ZM172 222V221H171ZM224 222V221H223ZM138 223V222H137ZM144 223H145V221H144ZM161 223V222H160ZM168 223H170V222H168ZM167 223V224H168ZM176 223V222H175ZM192 223V222H191ZM201 223V222H200ZM32 224V223H31ZM115 224H118L117 223V221L114 223V225H113V223H112V226L111 227H113V226H115ZM120 224V223H119ZM123 224V223H122ZM149 224V223H148ZM164 224V223H163ZM179 224H181V223H179ZM206 224L207 223H205L203 226H200V227H205L204 229H206V230H209V229H207L206 228ZM221 224H222V222H221ZM220 224V225H221ZM225 224V223H224ZM126 225V224H125ZM152 225V226H151ZM151 225H149L150 227L148 228V230H150L151 232L153 231V232H156V229L158 228V227H162V223L161 224H156V223H154V224H152L151 223ZM160 225V226H159ZM173 225V224H172ZM172 225H171V227H172ZM178 225V224H177ZM194 225V224H193ZM31 227H32V225H30ZM169 226V225H168ZM183 226V225H182ZM187 226V225H186ZM196 226V225H195ZM120 227V226H119ZM143 227H146V226H143ZM148 227V226H147ZM167 227V226H166ZM184 227V226H183ZM182 227V228H183ZM190 227V226H189ZM197 227H199V226H197ZM196 227V228H197ZM208 227V226H207ZM164 228V227H163ZM173 228V227H172ZM176 228V227H175ZM177 228H178V226H177ZM177 228H176V230H177ZM191 228V227H190ZM209 228V227H208ZM100 229V228H99ZM161 229V228H160ZM181 229V228H180ZM194 229H195V227H194ZM198 229V228H197ZM200 229H202V228H200ZM203 229V230H204ZM217 229V228H216ZM216 229H215V231H216ZM107 230H109V229H107ZM162 230V229H161ZM160 230V231H161ZM165 230H166V228H165ZM167 230H168V227H167ZM169 230H170V228H169ZM183 230V229H182ZM192 230H193V228H192ZM199 230V229H198ZM124 231V230H123ZM150 231H148V232H150ZM177 231H180L179 229L177 230ZM197 231V230H196ZM196 231H195V233H196ZM199 231H201V230H199ZM199 231H197L198 233H196V235L195 236H198V237H202L201 235H200V233H199ZM213 231H214V229L212 228V231L210 232L211 234H213V236H214V233H213ZM214 231V232H215ZM151 232H150V234H151ZM158 232V231H157ZM165 232H168V231H165ZM169 232H171V231H169ZM187 232V231H186ZM186 232H184V233H186ZM203 232H205V231H203ZM207 232V231H206ZM173 233V232H172ZM182 233H183V231H182ZM188 233V232H187ZM194 233V234H195ZM202 233V232H201ZM209 233V232H208ZM209 233V234H210ZM146 234V233H145ZM144 234V235H145ZM161 234V233H160ZM162 234H164V233H162ZM175 234H176V232H175ZM194 234H191V235H193L192 237H191V239L194 237ZM200 236H199V235ZM203 234V233H202ZM204 234H207V233H204ZM209 234L208 235H204V236H208V237H206V239L208 238V240H209ZM216 234V233H215ZM153 236H155V234H153ZM163 236V235H162ZM162 236H159V237H162ZM169 236V235H168ZM203 236V237H204ZM211 236V235H210ZM217 236V235H216ZM174 237V236H173ZM181 237V236H180ZM183 237H185L184 235H183ZM202 237V238H203ZM150 238V237H149ZM158 238V237H157ZM171 238H172V236H171ZM179 238V236L176 238V239H178ZM186 238H188V237H186ZM35 239H37L38 240V248H36L35 246H34V244H33V242H32V240H35ZM156 239V238H155ZM162 239V238H161ZM168 239H169V237H168ZM181 239V238H180ZM183 239V238H182ZM185 239V238H184ZM190 239V238H189ZM190 239V240H191ZM196 239H198V238H196ZM154 240V239H153ZM163 240V239H162ZM186 240V239H185ZM184 240V241H185ZM193 240H195V237H194V239ZM204 240V239H203ZM208 240H206V242H204V243H208L207 245H209L210 246V244L211 243H209L210 242V240H209V242H207ZM139 241H141V240H139ZM144 241V240H143ZM160 240L158 239V242H159ZM164 241V240H163ZM172 241V240H171ZM176 241V240H175ZM187 241V243H189L188 242V240H186ZM192 241V240H191ZM199 241V239L197 240V242ZM200 241H201V239H200ZM205 241V240H204ZM146 242V241H145ZM166 242V241H165ZM177 242V241H176ZM180 242V241H179ZM196 242V240L194 241V243L192 242V245L194 244L195 246H197V248L199 247V243L200 242H198L197 243ZM160 243H162V242H160ZM181 243H183V246L182 247H184L185 245H184V243L185 242H181ZM181 243H180V245H181ZM196 243L197 244H199V245H196ZM112 244V243H111ZM147 244V243H146ZM163 244V243H162ZM166 244V243H165ZM165 244H163L162 246H165ZM170 244H171V242H170ZM175 244V243H174ZM191 244V243H190ZM190 244H188V245H190ZM202 245H203V243H201ZM226 244V243H225ZM225 244H223V246H225ZM51 247H52V249H53V251L54 252H56V248L55 247H53V243H52V240L50 241V244H49ZM129 245V244H128ZM127 245V246H128ZM134 245V244H133ZM180 245H178V246H175V247H181ZM187 245V244H186ZM187 245V246H188ZM206 245V244H205ZM204 245V247H206ZM213 245V244H212ZM220 246H221V244H219ZM135 246V245H134ZM168 246V245H167ZM172 246V245H171ZM170 246V247H171ZM201 246V245H200ZM130 247V246H129ZM143 247V246H142ZM147 247V246H146ZM192 247V246H191ZM211 247V246H210ZM209 247V248H210ZM215 247V246H214ZM214 247H211L212 249L214 248ZM217 247V246H216ZM222 247V246H221ZM221 247H218V248H221ZM128 248V247H127ZM135 248V247H134ZM134 248H132V250L131 249H129V250H131L132 251V254H134V251H136V250H133ZM160 248V247H159ZM163 248V247H162ZM171 248H173V247H171ZM186 247H184L183 249H185ZM202 248H203V246H202ZM207 248L208 247H206V248H203V249H205V250H203L200 254H199V256H201L202 257V255L204 254L203 252L205 251V254H206V252H209V250H211V249H208V251H207ZM217 248V249H218ZM225 248V247H224ZM223 248V249H224ZM168 249V248H167ZM182 248H180V250H181ZM187 249H188V247H187ZM193 248H190V251L192 250ZM198 249H200V247L198 248ZM215 249V248H214ZM18 250V249H17ZM143 250V249H142ZM158 250V249H157ZM164 250H166V249H164ZM163 250V251H164ZM170 250V249H169ZM174 250V249H173ZM195 250V249H194ZM201 250V249H200ZM199 250V251H200ZM220 251H218V250H215L216 251V253H220L221 251H222V248L221 249H219ZM131 251H130V253H131ZM149 251V250H148ZM161 251V250H160ZM162 251V252H163ZM168 251V250H167ZM176 251V250H175ZM181 251H183V250H181ZM193 251V250H192ZM191 251V252H192ZM195 251H197V250H195ZM194 251V252H195ZM212 251V250H211ZM210 251V252H211ZM215 251H214V258L212 259V254H213V251L211 252V255L210 254H208L207 253V255H208V258H209V260H210V258L212 259V260H214V259H216V260H214V261H217V259H219V255H218V258L216 257L217 256V254L215 253ZM4 252H5V254H4ZM147 252V251H146ZM173 251L171 250V253H172ZM177 252V254L180 252V251H176ZM194 252H192V253H194ZM209 252V253H210ZM223 252V251H222ZM6 253H8V252H6V246L3 244V242H1L0 241V264H10V260H8V258H7V255L8 254H6ZM127 253V252H126ZM136 253V252H135ZM150 253V252H149ZM170 252H168V254H169ZM182 253V252H181ZM181 253H179V255L178 256H180L181 255ZM189 253V252H188ZM187 253V256L189 257V255H191V253H189L188 254ZM197 253V252H196ZM196 253H194V255L192 256L191 255V257H193L194 259L193 260H191V262L192 263H195L194 262V260L196 259L195 258V254ZM203 253V254H202ZM131 254V255H132ZM143 254V253H142ZM185 257H187L186 256V253H182ZM198 254V253H197ZM130 255V254H129ZM130 255V256H131ZM137 255H140V254H138L137 253ZM158 255V254H157ZM176 255V254H175ZM182 255V256H183ZM210 255V256H209ZM216 255V256H215ZM20 256V257H21ZM129 256V258H131ZM133 257L134 256H136V255H132ZM148 256V255H147ZM159 256V255H158ZM169 256V255H168ZM171 256H173V254L171 255ZM177 256V255H176ZM182 256H180V258L182 259ZM183 256V257H184ZM204 256V255H203ZM132 257V258H133ZM145 257V256H144ZM163 257V256H162ZM184 257V258H185ZM196 257H197V255H196ZM201 257H197L199 260L201 259ZM216 257V258H215ZM168 258H170V257H168ZM173 258V257H172ZM179 257H177V259H178ZM183 258V259H184ZM190 258V257H189ZM208 258H206V260H207V262L209 263V264H214V261H213V263H212V260H211V263H210V261L208 260ZM10 259V258H9ZM134 259V258H133ZM137 259V258H136ZM139 259V258H138ZM149 259V258H148ZM155 259V258H154ZM164 259V258H163ZM191 259V258H190ZM189 259V260H190ZM202 259H203V257H202ZM7 260V261H6ZM22 260V259H21ZM142 260V259H141ZM159 260V259H158ZM166 260H168L167 259V255H166ZM175 260L176 259H174V262H175ZM180 260V259H179ZM203 260H205V258L203 259ZM203 260H202V262H203ZM5 261H6V263H5ZM22 261V262H23ZM57 261H58V263L59 264H61L62 262H61V260H59V259H57ZM62 261H63V259H62ZM149 261H151L150 259H149ZM171 260H169L168 262H170ZM178 261V260H177ZM182 261H185L184 262V264H186L187 262H188V258H187V260H186V258L184 259V260H181V262ZM187 261V262H186ZM219 261V260H218ZM145 262V261H144ZM152 263H153V258H152V261H151ZM160 262V261H159ZM173 262V261H172ZM181 262H179L180 264H182ZM190 262V261H189ZM198 263H199V261H197ZM200 262H201V260H200ZM201 262V263H202ZM13 263V262H12ZM24 263V264H25ZM148 263V262H147ZM146 263V264H147ZM200 263V264H201ZM149 264V263H148ZM155 264V263H154ZM157 264V263H156ZM170 264H171V262H170ZM178 264V263H177ZM204 264V263H203ZM215 264H217V262L215 263Z\"/></svg>",
    "mask_w": 264,
    "mask_h": 264
}]
</instances>
